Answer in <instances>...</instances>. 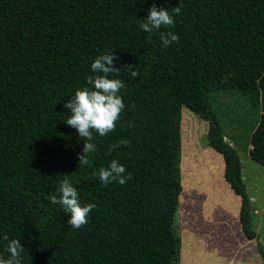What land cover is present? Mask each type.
I'll return each instance as SVG.
<instances>
[{"label":"trees","instance_id":"1","mask_svg":"<svg viewBox=\"0 0 264 264\" xmlns=\"http://www.w3.org/2000/svg\"><path fill=\"white\" fill-rule=\"evenodd\" d=\"M153 5L181 8L174 27L140 29ZM167 31L179 40L165 48ZM106 53L120 69L109 78L125 85L124 109L114 131L93 133L96 152L82 167L88 141L66 124L63 105L91 88V64ZM129 65L140 75L131 78ZM219 90L236 91L246 110L221 105ZM183 108L207 122L208 145L240 198L241 231L254 240L241 160L225 138L264 167V0H0V257L9 256L6 234L20 239L22 264H179ZM218 110L238 123L241 142L225 135ZM113 159L131 176L123 186L93 175ZM62 175L81 206L96 205L79 229L47 199Z\"/></svg>","mask_w":264,"mask_h":264},{"label":"rangeland","instance_id":"2","mask_svg":"<svg viewBox=\"0 0 264 264\" xmlns=\"http://www.w3.org/2000/svg\"><path fill=\"white\" fill-rule=\"evenodd\" d=\"M219 91L216 94H219L221 105L230 104L240 113L242 107L246 110L236 91ZM217 104L211 102L212 111ZM218 114L219 117L215 116L223 125L226 112L218 110ZM228 118L229 121L224 122L225 135L241 142L240 131L236 129L238 123L231 115ZM207 126L198 115L187 108L182 109V184L175 223L181 238L179 264H263L259 248L264 249V167L225 138L241 160L242 178L251 206V229L256 233V238L249 241L239 223L240 198L224 180L223 158L209 147Z\"/></svg>","mask_w":264,"mask_h":264},{"label":"clouds","instance_id":"3","mask_svg":"<svg viewBox=\"0 0 264 264\" xmlns=\"http://www.w3.org/2000/svg\"><path fill=\"white\" fill-rule=\"evenodd\" d=\"M181 8L174 7L169 11L157 9L153 5L145 19L139 24L140 29L145 33H153L163 26L164 28L174 27V15H179ZM174 14V15H173ZM160 39L162 46L167 48L170 44L179 40L178 35L171 31L161 32ZM113 53L99 55L91 64V71L96 75L86 77L88 85L77 89L74 96L64 103V108L69 109L70 113L65 120L66 124L73 127L78 132L83 141L82 153L78 154L79 166L86 167L90 161V155L96 152V146L92 142L94 140L93 133L100 136H106L114 131L116 121L120 117V113L124 109L122 97L118 95L120 90L125 87L120 79H111V74H119L118 68L113 66ZM129 76L135 78L140 75L139 72L129 65ZM128 140L123 139L110 147L109 153L114 151L121 144L127 146ZM126 169L115 159L111 160L107 167H101L98 172L93 175L97 176L100 183L107 186L109 183L117 182L121 186L126 183L127 177L124 175ZM63 179L59 183V187L55 188V192L47 197L52 205H60L63 212L69 215L67 223L73 229H79L87 224L89 213L96 207L95 204L88 203L81 206L77 189L70 182L69 175H62ZM5 241H8L6 251L9 253L7 259L0 257V264H22L23 257L26 255L25 249L20 243V239L9 240L5 234ZM27 256V255H26ZM30 258V257H29Z\"/></svg>","mask_w":264,"mask_h":264}]
</instances>
